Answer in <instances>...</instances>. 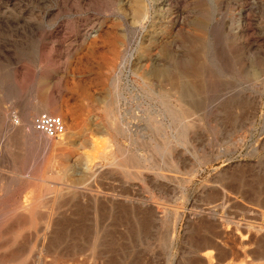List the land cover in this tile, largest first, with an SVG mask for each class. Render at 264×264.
I'll list each match as a JSON object with an SVG mask.
<instances>
[{"label": "rangeland", "instance_id": "1", "mask_svg": "<svg viewBox=\"0 0 264 264\" xmlns=\"http://www.w3.org/2000/svg\"><path fill=\"white\" fill-rule=\"evenodd\" d=\"M0 264H264V0H0Z\"/></svg>", "mask_w": 264, "mask_h": 264}, {"label": "built area", "instance_id": "2", "mask_svg": "<svg viewBox=\"0 0 264 264\" xmlns=\"http://www.w3.org/2000/svg\"><path fill=\"white\" fill-rule=\"evenodd\" d=\"M33 129L49 138H59L65 134L66 127L63 119L49 112H40L33 116Z\"/></svg>", "mask_w": 264, "mask_h": 264}, {"label": "bare ground", "instance_id": "3", "mask_svg": "<svg viewBox=\"0 0 264 264\" xmlns=\"http://www.w3.org/2000/svg\"><path fill=\"white\" fill-rule=\"evenodd\" d=\"M110 43H112V41H110ZM70 100H72V99H70ZM73 104L72 105H70V108L71 109H73ZM47 107V106H46ZM44 109V108H43ZM44 111H46V112H48V109L47 108H45L44 109ZM42 112H43V110H42ZM57 115H59L61 118H63V121H64V123H65V125H66V119H65V117H64V115L61 113V112H57ZM66 127V126H65ZM127 129V128H126ZM66 130H68V129H66ZM129 130V129H128ZM127 130V131H128ZM130 131V130H129ZM132 131H134V130H132ZM66 132V131H65ZM135 133V132H134ZM49 138V137H48ZM60 138V137H59ZM95 145V144H94ZM22 207V206H21ZM27 209V208H26ZM27 211H28V209H27Z\"/></svg>", "mask_w": 264, "mask_h": 264}]
</instances>
